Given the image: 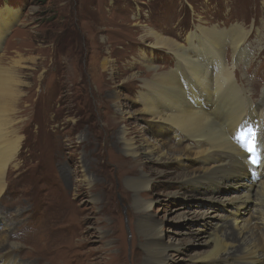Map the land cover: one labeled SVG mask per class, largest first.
Here are the masks:
<instances>
[{"label": "rangeland", "instance_id": "1", "mask_svg": "<svg viewBox=\"0 0 264 264\" xmlns=\"http://www.w3.org/2000/svg\"><path fill=\"white\" fill-rule=\"evenodd\" d=\"M1 8L12 11L16 18L11 19L0 41V67L18 73L22 84L16 99V109L20 112L13 117L14 127L21 136L17 159L21 171L8 169L4 204L0 205V235L13 219L20 221V228L12 235L16 241L32 230L33 220L56 233L59 230L53 229L57 228L53 223L55 205L67 197L72 207L87 208L89 213L83 214L86 220L78 228L83 233L80 236L86 239L84 250H95L102 255V251L114 247L112 252L120 250L125 264H134L136 257L144 260L141 235L136 221L131 219L136 212L131 199L133 189L126 184L124 171L117 165L120 155L127 154L110 146L108 136L111 127L127 129L139 121V103L130 101L139 83L134 77L138 49L144 41L153 39L146 35L149 29L168 30L166 33L172 38L182 41L194 26L241 25L249 32L252 44L261 40L260 51L253 59L256 66L248 73L249 79L260 81L258 90H261L264 33L257 30H264V0H0ZM106 57L112 61V71L103 68L102 59ZM159 62L165 65L161 59ZM249 66L243 64L240 75ZM121 71L126 75L116 81ZM111 95L118 98L117 104ZM60 133L77 145L72 152H58L51 139ZM131 137L135 142L158 139L148 128L137 130ZM89 141L95 145L88 146ZM91 150L96 152L95 157L104 169L102 180L108 185L104 193L109 195L112 208L109 214L106 209L101 210L104 193L99 192L100 180L93 176ZM58 153L67 169L63 176H56L51 167ZM171 164L158 165L145 160L134 164V173L144 175L152 171L154 179L153 190L145 187L140 192L144 196L150 193L145 199L152 201V205L145 212L162 226L165 242L180 244V251L167 249L169 264H212L197 258L205 248L198 242L219 232L222 220L213 219L215 224L211 227L199 214L204 209L211 213L210 206L218 204V196L233 195L235 188L183 187L174 180L176 164ZM248 173L258 180V173ZM83 176L87 183L82 181ZM94 184L96 191L92 193L89 190ZM77 185L81 186L79 195L74 193ZM125 194L130 197L128 200ZM248 206L247 211L240 209L239 215L245 218L250 215L253 205L248 202ZM217 211L230 214L228 207ZM110 215L113 220L109 219ZM112 225H115V239L109 237ZM200 228L198 233L206 234L194 242L193 232ZM64 230L70 232L71 228ZM260 237L264 239V234ZM27 252L26 248L15 252V263L37 264L38 259H31L24 254Z\"/></svg>", "mask_w": 264, "mask_h": 264}, {"label": "bare ground", "instance_id": "2", "mask_svg": "<svg viewBox=\"0 0 264 264\" xmlns=\"http://www.w3.org/2000/svg\"><path fill=\"white\" fill-rule=\"evenodd\" d=\"M15 15L6 8L0 9V41ZM166 32L168 30L149 29L146 35L153 39L144 41L142 48L138 49V68L134 77L139 83L130 101L139 103V121L127 129L111 127L108 134L110 146L127 154L120 155L117 165L124 171L126 184L133 189L131 199L136 212L131 219L136 221L141 235L140 248L146 255L144 260L136 257L134 264H169L167 249L180 251L179 243L165 242L162 226L145 212L152 201L145 199L150 193L144 196L140 192L145 187L153 188L152 171L139 175L133 168L135 163L144 160L158 165L176 164L174 180L186 188H235L233 195L218 196V204L210 206L211 213L205 209L200 212L199 218H204L211 227L215 224L213 219L222 221L219 232L198 242L205 245L201 253H196L199 260L212 264H264V239L260 237L264 234V77L261 90H258V79L248 78V73L256 66L253 59L260 51L261 40L252 44L249 32L241 25L229 28L194 26L184 34L182 41ZM257 32L263 34L264 30L258 29ZM166 53L169 55L165 56ZM159 54L163 55L159 57ZM160 59L165 65H161ZM111 62L107 57L103 58V68L112 71ZM246 63L250 66L240 75L241 66ZM17 74L0 67V205L4 204L8 169L21 171L17 162L21 136L13 124L14 114L20 112L16 109V99L21 94L22 83ZM124 75L125 71L119 72L115 80L124 78ZM111 99L113 102L118 100L112 95ZM127 112L130 111H124ZM145 128L158 139L133 141L131 135ZM250 129L257 134L260 157L257 164L251 162L241 141L236 138L239 133H247ZM164 135L169 138L162 137ZM51 140L58 152L67 150L70 153L77 146L72 144L71 138L64 139L61 133ZM150 140L153 143H149ZM94 145L92 141L88 142V146ZM95 153L91 150L92 172L100 180L98 185L102 189L99 192L104 193L108 185L102 180L104 169ZM49 154L47 150L46 155ZM60 154H55L51 163L56 176H63L67 170ZM69 160L75 158L69 157ZM248 171L258 173V180L249 176ZM82 181L87 183V178L83 176ZM80 190L81 186L77 185L75 195H79ZM89 191H96L95 184ZM124 197L126 200L130 198L126 194ZM101 199V210L106 209L109 214L112 211L109 195L104 193ZM248 202L252 203L253 211L245 218L239 213L240 209L243 212L249 209ZM226 207L230 214L217 211V208L225 211ZM55 208L57 213L53 223L57 228L53 229L59 230L56 233L33 220L30 221L32 230L23 233V237L16 241L12 235L20 228V221L13 219L5 227V232L0 235V264L15 263L14 253L22 248L28 251L25 255L38 259L39 262L35 260L37 264H125L120 250L112 252L114 247L104 249L102 255L96 254L95 250H84L86 239L80 236L83 233L78 228L86 220L83 214H89L87 208L72 207L67 197L57 202ZM109 219L113 220V217L110 215ZM66 227L71 228L70 232L64 230ZM200 230L202 228L193 232L191 238L194 242L206 234L198 233ZM114 233L115 225H112L109 237L115 239Z\"/></svg>", "mask_w": 264, "mask_h": 264}, {"label": "snow or ice", "instance_id": "3", "mask_svg": "<svg viewBox=\"0 0 264 264\" xmlns=\"http://www.w3.org/2000/svg\"><path fill=\"white\" fill-rule=\"evenodd\" d=\"M238 141H241V146L244 150L248 153V158L251 160L253 164H257L260 162L259 154L253 155L256 153L258 141H257V134L254 130H248L247 133H239L236 136Z\"/></svg>", "mask_w": 264, "mask_h": 264}, {"label": "water", "instance_id": "4", "mask_svg": "<svg viewBox=\"0 0 264 264\" xmlns=\"http://www.w3.org/2000/svg\"><path fill=\"white\" fill-rule=\"evenodd\" d=\"M6 34H7V33H6ZM6 34H5V35H6Z\"/></svg>", "mask_w": 264, "mask_h": 264}]
</instances>
